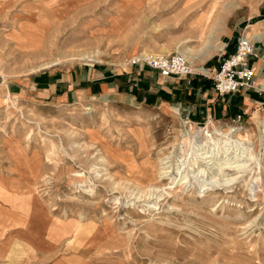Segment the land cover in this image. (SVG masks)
I'll return each mask as SVG.
<instances>
[{"label":"rangeland","instance_id":"374dc122","mask_svg":"<svg viewBox=\"0 0 264 264\" xmlns=\"http://www.w3.org/2000/svg\"><path fill=\"white\" fill-rule=\"evenodd\" d=\"M108 2L42 51L21 48L0 30V162L10 165L7 152L30 157L31 216L43 220L33 239L47 237L50 246L60 238L58 254L73 253L79 264H264V125L255 118L260 113L264 119V93L250 91L253 106L246 111L233 107V96L227 111L213 110L210 117L186 102V92L211 83L208 79L196 78L186 89L182 79L130 65L138 55L181 52L192 67L204 61L208 70L219 69L243 35L264 34V0H155L153 8L149 3L138 13L118 0ZM205 27L202 37L198 32ZM255 42L258 57L251 63L262 64L264 39ZM186 47L193 50L190 58ZM102 65L128 78L143 72L148 81L162 80L167 90L168 85L176 89L170 90L173 95L163 92L164 101L157 102L135 100L133 89L61 101L45 97L40 91L45 87L33 84L36 76L57 68L71 76L79 68ZM243 100L241 95L240 106ZM239 115L242 120L235 123ZM187 122L209 125L210 134L215 128L225 133L192 134ZM230 127L236 132L228 135ZM148 157L155 163L169 157L175 175L180 167L174 184L164 180L166 195L156 204L144 199L148 189L133 185ZM236 166L242 171L230 170ZM223 168L224 173L217 171ZM77 173L84 177H74ZM215 180L219 186L199 192L200 185ZM76 222L99 227L98 234L84 239L87 253L72 232L61 231V225Z\"/></svg>","mask_w":264,"mask_h":264},{"label":"crops","instance_id":"0c3cea01","mask_svg":"<svg viewBox=\"0 0 264 264\" xmlns=\"http://www.w3.org/2000/svg\"><path fill=\"white\" fill-rule=\"evenodd\" d=\"M108 1L110 0H0V30L6 32L7 40L13 41L19 47L31 51L38 48L42 51L50 44L52 38L69 31L83 15L93 9L107 7ZM154 1L118 0V4L138 13L146 10L149 3L153 8ZM89 20H92L91 17L84 22ZM259 62L251 63L257 76L264 74V63ZM62 71L66 69L57 68L54 72L40 74L36 76L33 84L45 87L40 89L45 97H58L61 101H67L70 97L87 98L95 94L123 95L133 89L135 93L132 96L135 100L143 102L148 98H155L157 102L160 99L164 101L163 92L173 95L170 90L176 89L168 85L170 90H167L162 80H158L156 84L154 81L149 82L143 72L137 71L138 77H123L121 72L113 70L109 65L85 67L84 70L79 68L71 76ZM259 82L261 83V78ZM184 84L186 89H192ZM154 86L159 88L157 94H151ZM249 92L244 90L240 94L219 97L212 83L203 81L198 88L186 92V96H189L186 102L192 111L197 105L205 114L209 111L208 114L212 117L213 110L227 111L228 101L232 100L233 96L236 98L234 108L246 111L252 107ZM241 95L244 97L243 106L239 103ZM198 117L197 120L205 118L203 115ZM7 153L4 157L10 160V165L0 162V264H78L79 257L75 254L69 253L64 257L58 254L61 249L60 238L55 237L57 245L50 246L45 245L47 237L40 242L33 239V234L43 220L40 215L31 216L32 162L25 152H19V156H15V152Z\"/></svg>","mask_w":264,"mask_h":264},{"label":"built area","instance_id":"2783aa9c","mask_svg":"<svg viewBox=\"0 0 264 264\" xmlns=\"http://www.w3.org/2000/svg\"><path fill=\"white\" fill-rule=\"evenodd\" d=\"M256 42L244 35L238 40L236 50L230 54L218 68L209 73L194 70L190 61L181 52H174L169 55H138L130 61L132 66H147L157 72L164 79L184 80L186 86L191 88L196 78H205L211 81L215 93L219 97L240 94L244 90L264 93V75L262 83H258L257 74L251 66V61L257 58ZM241 115L235 123L242 120Z\"/></svg>","mask_w":264,"mask_h":264},{"label":"bare ground","instance_id":"6f19581e","mask_svg":"<svg viewBox=\"0 0 264 264\" xmlns=\"http://www.w3.org/2000/svg\"><path fill=\"white\" fill-rule=\"evenodd\" d=\"M214 2V1H213ZM216 2V1H215ZM220 3V2H219ZM225 5V4H224ZM224 7V6H223ZM222 7V8H223ZM230 9V8H229ZM216 10V9H215ZM219 18V17H218ZM216 20V19H215ZM204 22V21H203ZM217 22V21H216ZM215 22V23H216ZM214 23V24H215ZM222 23V22H220ZM206 24V23H205ZM217 24V23H216ZM213 26V24L211 25ZM216 26V25H214ZM213 26V27H214ZM208 28V27H207ZM216 28V27H215ZM218 28V27H217ZM220 29V28H219ZM207 29L206 27L203 29V30H200V35L203 37L207 32ZM247 38H249L251 41L253 40H259V39H264V34H262V32H250L248 34L245 35ZM216 50V48H212L210 49L207 54L209 53H212ZM187 53V56L189 57L190 53L193 52L192 48H187L186 47V51ZM197 56V55H196ZM190 58V57H189ZM85 59H88L87 57ZM193 64V63H192ZM193 68L194 70L196 71H200V72H204V73H209L210 71L204 66V61H201V65H198V66H194L193 65ZM256 120H257V123H260V124H263L264 125V119L263 117L261 116L260 113H257L256 114ZM187 125L189 126V131L190 133L192 134H196V133H205L207 136H213V134H216V135H224L225 131L221 132L219 130H217L216 128L214 129L215 131L212 132L213 134H210V130H211V127L208 125L207 127H196L197 125L193 122H187ZM233 132H236L235 129H233L232 127L229 128L228 132L226 134H233ZM190 139L187 138L184 140L185 143H190L189 141ZM109 150V148H108ZM106 149V153L108 154L109 151ZM207 153L209 152V150L206 151ZM206 154V153H205ZM145 156V155H144ZM206 158L208 157H202V161H204ZM201 159V158H200ZM169 160V157H165V159H162L160 158V160L158 161L159 163H155L150 157L146 158L145 162H144V166L140 169L139 172H137V174H139V176H134V184L133 185H136L138 187H141L142 190H146L148 189V192L145 194L144 196V199L146 198V200L148 202H153V204H156V202L158 200H160L162 197H164L166 194L163 193L164 189L163 190V186L164 185L163 183L165 182L164 180L166 179H172V182L171 184L175 183V180L176 178L178 177V173L180 172V167H178V169H176L177 171V175L174 174L175 171H172L171 172V165L169 164L170 161H167ZM100 161H108L106 160V158H104L103 156L100 157ZM111 161V160H110ZM109 161V162H110ZM130 161V160H129ZM167 161V162H166ZM170 165V166H169ZM228 169V168H227ZM241 166H236L235 168H230L231 171H235V172H241ZM215 170V169H214ZM213 171V170H212ZM217 171H220L221 174L224 173L226 171V169H218ZM224 171V172H223ZM216 173V172H215ZM228 173V172H227ZM173 174L175 176H173ZM218 174V173H217ZM169 175V177H168ZM225 175V174H224ZM216 176V175H215ZM214 176V177H215ZM218 176V175H217ZM74 177L76 178H83L84 175L81 174V173H77ZM168 177V178H167ZM201 177V176H200ZM220 177V176H219ZM219 179V178H218ZM221 179H224V178H221ZM128 181V179H125ZM234 180V178L232 179H228L226 182H230ZM196 181V180H195ZM212 181V180H211ZM220 181V180H219ZM222 181V180H221ZM224 182V181H222ZM221 182V184H222ZM130 183V182H129ZM197 183V182H196ZM216 184V180L213 181V182H209L208 184H202L200 185L199 187V192L200 193H204V192H210L212 191L213 189L211 188H207V187H212V188H216L215 184ZM225 183V184H227ZM82 184V183H81ZM80 184V185H81ZM132 184V183H131ZM145 184H148L147 187H145ZM183 185V184H182ZM218 185V184H216ZM219 186V185H218ZM221 186V185H220ZM224 186V184H223ZM226 186V185H225ZM183 188V187H181ZM204 189V190H203ZM203 190V191H202ZM36 194V193H35ZM169 194V193H167ZM37 196V195H36ZM36 199V198H35ZM38 200V199H37ZM154 201H156L154 203ZM38 203V202H37ZM71 224H74V225H71ZM69 224L68 228L67 226H65L64 224L61 225L62 228H61V231L63 229V232L64 234L68 233V232H72L73 236L75 237L76 239V242H78V245L80 247V249L83 251V252H88L90 250V245L88 242H85L84 239L89 235V234H92V233H97V229H99V227L95 224L93 225V223H90V222H87V223H82V222H76V223H71ZM64 227V228H63ZM110 231H112V229H110ZM103 234H105V232H103ZM78 248V247H77ZM79 264V263H78ZM80 264H89L87 262H84L82 261Z\"/></svg>","mask_w":264,"mask_h":264}]
</instances>
